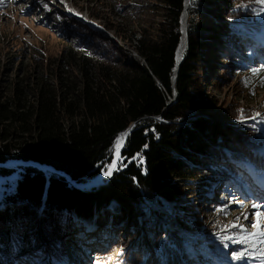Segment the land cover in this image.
Instances as JSON below:
<instances>
[{
    "label": "trees",
    "instance_id": "obj_1",
    "mask_svg": "<svg viewBox=\"0 0 264 264\" xmlns=\"http://www.w3.org/2000/svg\"><path fill=\"white\" fill-rule=\"evenodd\" d=\"M106 1L107 11L99 10L97 16L109 20L122 39L136 41L143 64L124 62L122 47L78 19H72L76 27L58 54L45 55L34 46L28 65L18 60L17 52L10 51L9 36L0 39V162L33 159L68 173L76 181L90 180L112 165L117 139L134 122L116 168L103 183L81 189L58 172L32 165L21 167L11 194L0 200L8 203L18 198L23 203L17 211L20 217L12 213L0 218V264H13L14 258L26 251L23 246L29 241V232L25 226L33 220L23 216L24 205L30 203L35 209L40 202L45 204L40 219L51 228L58 223L63 227L60 224L66 218L59 213L70 210L86 215V219L93 217L95 210L102 211L99 225L109 221L108 214L114 215L115 220L109 221L114 224L109 227L112 230L101 227L92 236L102 238L104 245L122 241L120 264H251L253 260L233 261L218 250L216 218L208 224L194 208L195 202L201 201L203 208L218 211L222 219L231 216L224 198L214 200L203 194L218 181L207 170L210 164L242 181L245 173L253 177L244 160L264 173V155L211 116L208 110L213 104L199 95L201 65L216 28L198 15L212 13L218 0H189L186 46L174 83L184 0H158L159 6L154 7L161 6L165 17L157 24L146 19L150 10L147 0ZM220 9L224 30L217 32L216 43L210 47L221 50L222 61L244 65L238 52L248 57L250 47L244 41L254 40L264 31V5L256 0H224ZM114 14L124 20L116 23ZM135 21L138 36L131 27ZM239 76L252 91L262 84L264 71L254 66ZM173 89L176 99L171 102ZM249 126L255 132L245 134H254L259 143L264 140V116ZM11 171L0 166V174ZM219 182V193L228 191L227 182ZM183 195L191 200L178 204ZM144 197L158 207L155 214L146 212ZM160 204H165L164 211ZM110 205L117 209L116 214ZM161 213L168 219L165 226L158 218ZM119 226L128 236L139 234L141 228L144 234L139 241L136 237L126 243L120 230L116 238L112 234L106 238L105 231L111 233ZM62 237L57 242L67 243L74 258L86 255L81 253L82 237ZM60 254L56 248L47 258L54 260ZM89 254L91 264H107L103 259L108 253ZM15 264L20 263L16 260Z\"/></svg>",
    "mask_w": 264,
    "mask_h": 264
},
{
    "label": "rangeland",
    "instance_id": "obj_2",
    "mask_svg": "<svg viewBox=\"0 0 264 264\" xmlns=\"http://www.w3.org/2000/svg\"><path fill=\"white\" fill-rule=\"evenodd\" d=\"M147 1L150 4V10L148 12L149 15L146 16V19L148 18L149 21H153L155 24H157V22H161L165 15L161 6L159 8L154 7L159 4L158 0ZM216 2L217 9L212 13L206 12L198 15V18L205 22L209 27L216 28L211 32V43L210 45L206 46L207 48L204 55V61L201 65L202 72L200 76V87L202 89L199 91V95L205 97L208 102L213 104V106H211L208 110L211 116L217 120H220L226 129H229L232 134L237 135L244 143L254 145L257 150L262 155H264V140L260 141L259 143L258 137L254 136V134H245L247 131L255 132V130L253 131L249 125H253L254 121L258 120V116H264V80L262 84H257L252 91H249L248 87L244 85L242 77L239 76L240 72L249 71L254 66H259V70L264 71V31L261 33V35L257 36L256 39L248 42L244 41V43L249 44L250 57H246L239 52V55L237 56L239 59L245 62L244 65L238 64L234 60H230L229 62L222 61V57L220 55L221 50L215 47H210L216 43L217 39L215 36L217 32L219 33L221 30H224V19L220 17V14H218L222 10L220 8L224 4V0H218ZM107 5L108 3L106 0H0V39L3 41L5 35L9 36L11 39V45L9 47L10 51L13 53L17 52V54H19L18 60L23 61V64L28 65L31 61L30 53L34 51L35 48H41L45 52V55L58 54L63 42L67 41L71 37V31L74 27H76L72 23V19H78L87 23L92 28L104 32L115 42V44L122 47L124 62H140L143 64L144 59L139 55L135 48L136 41H126L122 39L116 32L115 28L110 27L108 24L109 20H107L105 17L97 16L99 10L103 11L104 13L107 11ZM185 5L186 0H184L183 10ZM188 6L189 5H187V8ZM59 14H61L62 17H59ZM112 17H114V21H116V23L124 20L122 19L123 17L118 14H114ZM183 22H185V20H183ZM137 26L138 24L136 21L131 26L136 28L135 36L140 34V30ZM184 27L185 26H183V30ZM78 34H80V32H78ZM183 37H185V31H183L181 39ZM34 46L36 47L33 48ZM11 77H13V74ZM173 92L174 89L170 95L171 102L176 99V93ZM256 111H259V115L256 114ZM236 114H238V116ZM234 115L236 116L235 118ZM156 117H159V115ZM10 159L21 160L23 162L25 161L26 164L18 165L16 167H8L6 165L4 166L12 169V171L8 174H0V200L2 199L3 195L8 196L11 194L16 182V178L19 176L21 167L32 165L30 164L29 160H33L9 158L4 162H7ZM243 163L248 168V172H251L253 176L251 177L250 174L245 173L246 176L244 177L243 181L239 180V178L236 179L233 176L229 177L228 175L223 174V169L220 170L218 165L210 164L207 166V170L213 173V177H216V180L218 179V181L214 185L211 183L208 188L205 189L203 194L208 197H212L214 200L218 198H224L225 202L228 204L229 211L231 212V216L229 218L222 219L221 216L218 215V211L215 212L213 209H208V207H206V209L203 208L201 201L195 202L196 204H194L195 210L198 209L197 211H199L200 215L208 224L211 220H215L216 218L217 223L215 225L218 228L216 230L217 237H215L216 248L227 254L230 258L231 252L243 250L248 246L232 243L231 241L222 242L221 237L224 235H233L237 232L235 228H232L230 231L226 232L225 229L227 226L234 222L237 216H241L242 212H247L251 218L252 213L256 211V209L251 208L252 203H258L262 205L261 209L259 210L264 211V173L261 172L257 174V169L252 165V163H250V161L244 160ZM0 166L3 165L0 164ZM56 171L64 175L66 179L68 178V173L58 169H56ZM103 173H105V171ZM206 174L207 173L204 174L205 178ZM219 179L221 181L227 182V187L229 186L228 191L225 190L222 194L219 193L222 188L220 187ZM86 181L81 182L85 183ZM81 182L76 181L75 179L71 181V183L78 188H88L86 186L83 188L80 187L79 185H81ZM140 191L142 192V190ZM190 200V196L183 195L178 200V204L182 202L187 203ZM238 201H242L243 204L247 205L248 207L242 208ZM6 202L0 201V218L1 216H9L12 213H16V217H20L21 213L19 214L17 212L18 209L21 210L19 206L21 204L20 200L17 198L13 202H11V200L9 201L10 203ZM110 203L116 204L117 202L115 200H110ZM144 204L146 205V212H150L152 214L157 212L155 211L157 206L155 204L152 205L151 202L145 197ZM33 207L34 206H32L30 203L24 205L25 211L23 212V216L25 215L29 218V220L32 219L33 221L31 224L30 222L26 223L25 226L29 232V241L23 246L24 250L26 251L23 254H20L19 258L15 257L13 264L16 263V260L20 264H91L92 262H90V252H92V255L94 256H97V254L101 255L103 253H108V255L103 259L105 263L120 264L121 261L118 256L123 248L122 241H119V243L115 246L112 241L110 245H104L101 240L102 238L96 239L92 236L93 232L97 231L101 227L107 230H112L109 227L113 223L109 221H111L110 219L115 220V218L112 217L114 215L108 214L107 216L110 217L109 221L99 225V217L103 215V212L100 210H95V212L92 213L93 217L95 216L96 218L91 216L88 219H86V215L80 216L74 210H70V213L61 212L59 214H61V217H65L66 221L60 224V226L63 227H59L58 223L57 227L59 228V231H56L57 227H46L44 225V220L40 219L42 215L41 211L45 207V204L40 202V204L37 205L35 209ZM160 207L161 210L164 211L163 209L165 204H160ZM110 210L115 211L114 214L117 213V209L114 210L111 208ZM183 210H186V208ZM98 212H101V214ZM162 215V213L161 216L158 215V218L162 219L165 226L168 223V219ZM241 222L246 226H250L249 221H244L242 219ZM89 224L92 226L94 225L91 227L94 228V231L90 227H87ZM28 226H32L30 230ZM64 226L66 227L65 229ZM122 227L123 226H119L120 229L114 227L115 231L113 230L111 233L105 231L107 233L106 238H109V236L112 237V235L113 237H117V230H120V232H122L121 234L124 235L126 240L124 243H126L127 241H130L136 237V241H139L141 237L140 235L144 234L142 231L144 228H141V232L139 234H134L133 237L128 236L126 230L121 231ZM210 227L211 226L209 225L208 228ZM46 234L50 236L47 237ZM70 236L82 237L81 253L84 254L83 252L85 251L86 255H83V257L81 255L79 258H74L72 254L73 252L67 243H62L61 241L57 242V240H59L61 237L63 240H66V238L70 239ZM107 242L109 243V241H106L105 243ZM225 242L229 245L227 249L224 248ZM56 248L58 253H61L60 257L55 258L54 260L47 258V255L52 252L54 253ZM103 249L104 251H102ZM111 249H113V251H111ZM13 251H15V248H13ZM248 255L257 257L259 256L257 245L248 247ZM245 260H253L251 264H264V259L246 258Z\"/></svg>",
    "mask_w": 264,
    "mask_h": 264
},
{
    "label": "snow or ice",
    "instance_id": "obj_3",
    "mask_svg": "<svg viewBox=\"0 0 264 264\" xmlns=\"http://www.w3.org/2000/svg\"><path fill=\"white\" fill-rule=\"evenodd\" d=\"M257 3L264 5V0H256ZM259 115V114H258ZM119 147V143H118ZM117 147V158H119V152ZM115 166H113L114 168ZM105 175H111V171H106ZM242 208H247L248 206L243 204L242 201H238ZM262 205L258 203H252L251 208L256 209L252 213L251 218L247 214V212H242L241 216H237L235 221L227 226L225 231H230L232 228H235L237 232L233 235H224L221 237L222 242L231 241L232 243H238L241 245H245L251 247L252 245H257V251L259 252V256H249L248 255V247H245L240 251L231 252V259L233 261H241L246 258L251 259H264V211H260ZM242 219L244 221H249L250 226H246L242 223ZM228 243H224V248H228Z\"/></svg>",
    "mask_w": 264,
    "mask_h": 264
},
{
    "label": "bare ground",
    "instance_id": "obj_4",
    "mask_svg": "<svg viewBox=\"0 0 264 264\" xmlns=\"http://www.w3.org/2000/svg\"><path fill=\"white\" fill-rule=\"evenodd\" d=\"M187 5H189V0H187L186 1V10H187ZM188 18V17H187ZM187 18H186V14H185V12L183 13V20H185V22H183V20H182V22H183V26H185L184 27V30H183V28H182V30L183 31H185V28H186V20H187ZM183 31H182V33H183ZM185 38V39H184ZM185 44H186V34H185V37H183L182 38V40L180 41V43H179V45H178V48H177V51H176V60H175V68L177 67V65H178V63L180 62V60H181V58H182V55H183V52H184V49H185ZM173 73H174V71H173ZM174 77V76H173ZM173 77H172V83H174L175 81L174 80H176V78H174L173 79ZM177 77V76H176ZM175 92V91H174ZM173 92V93H174ZM176 93V92H175ZM118 140V142H117V147H118V143H119V147H118V152H119V158H117V147H116V150H115V153H114V159H113V163H112V165L111 166H109V168H108V171H111V173H112V171L116 168V166H117V164H118V161H119V159H120V157H121V153H122V149H123V147H124V144H125V141H126V138H125V133H122V135L117 139ZM22 164H26V162H23V161H21V160H12V159H10V160H8L7 162H6V166H8V167H16V166H18V165H22ZM113 166H115L114 168H113ZM43 167H45V165H43ZM46 170H48V168H46ZM104 171H106V170H101V172L100 173H98L95 177H93L92 179H90V180H88L85 184H84V186H92V185H95V184H98V183H100L101 181H103V180H105L109 175H105V174H103V175H100V174H102ZM100 175V176H99ZM99 176V177H98ZM96 177H98V178H96ZM96 178V179H95ZM105 178V179H104Z\"/></svg>",
    "mask_w": 264,
    "mask_h": 264
},
{
    "label": "water",
    "instance_id": "obj_5",
    "mask_svg": "<svg viewBox=\"0 0 264 264\" xmlns=\"http://www.w3.org/2000/svg\"><path fill=\"white\" fill-rule=\"evenodd\" d=\"M184 12H185V14H186V18H187V17H188V12H187V10H186V5H185L184 10H183L182 15H181V23H182V25H181V29L183 28V22H182V20H183V13H184ZM182 31H183V30H182ZM185 34H186V40H187V31H186V28H185ZM182 60H183V58H182L181 61L178 63V65H177L176 68H175V66H174V73H173V75H172V77L174 76L173 79L176 78V76H177V74H178L179 67H180V64H181ZM174 81H175V80H174ZM133 124H134V122H132L131 124H129L128 127L123 131V133H125V138H127V135H128V133L130 132V130H131ZM0 164L3 165V166H5V165H6V162H2V163H0ZM30 164H32L33 166H36L37 168H40V169H42V170H46V168H48V170H50V171H55V172H57L56 169H55V167H53V166H51V165H48V164H46V163H41V162H38V161L30 160ZM43 165H45V167H43ZM67 179L70 180V181H73V179H72V177H71L70 175H68V178H67ZM103 182H104V180L101 181L100 183H103ZM80 184H81V185H79V186L83 188L85 183H82V182H81ZM98 184H99V183H98ZM95 185H97V184H95ZM92 186H94V185H92ZM92 186H86V187L90 188V187H92Z\"/></svg>",
    "mask_w": 264,
    "mask_h": 264
},
{
    "label": "built area",
    "instance_id": "obj_6",
    "mask_svg": "<svg viewBox=\"0 0 264 264\" xmlns=\"http://www.w3.org/2000/svg\"><path fill=\"white\" fill-rule=\"evenodd\" d=\"M25 162V161H24Z\"/></svg>",
    "mask_w": 264,
    "mask_h": 264
}]
</instances>
